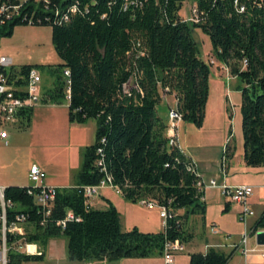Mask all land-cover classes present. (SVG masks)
Segmentation results:
<instances>
[{
  "label": "trees",
  "instance_id": "trees-1",
  "mask_svg": "<svg viewBox=\"0 0 264 264\" xmlns=\"http://www.w3.org/2000/svg\"><path fill=\"white\" fill-rule=\"evenodd\" d=\"M181 3L52 0L44 7L27 0L22 4L20 11L33 19L30 25L50 27L59 65L68 70V119H95L93 141L84 147L73 184L57 189L47 223L38 224L37 206L25 186H4V198L15 203L7 211L8 219L14 212H25L27 223L33 226V232H25L22 241L38 242L43 249L48 237L62 235L69 260L114 261L160 253L164 237L186 242L191 236L183 229L186 217L203 216L205 211L203 190L195 185L200 177L190 169L191 157L167 143L166 124L155 108L163 95L173 94L180 121L201 123L210 63L200 57L191 27L207 36L210 54L240 80L242 159L247 166L264 165V0H237L236 4L233 0H196V21L180 16ZM240 4L242 11L237 8ZM72 5L75 9L69 12ZM54 7L65 12L67 19L59 22L60 15L53 16ZM38 18L40 22H36ZM26 24L22 17L0 15V37L11 35L15 25ZM31 66L20 65L19 69L24 73ZM44 91L56 102L64 98L61 73ZM31 113L32 108L17 111L18 125L27 126ZM97 147L123 198L131 202L153 199L170 211L163 231L142 232L134 226L123 230L111 203L104 209L85 205L76 186L101 178L102 173L93 166ZM224 153H232L229 142ZM177 209L183 213L178 214ZM68 210L79 220H67L63 227L56 224ZM256 228L264 229V207L250 227ZM16 240L8 237L7 264L43 258L42 250L34 254L16 250ZM234 249L228 253L213 248L191 252L188 264H225Z\"/></svg>",
  "mask_w": 264,
  "mask_h": 264
},
{
  "label": "rangeland",
  "instance_id": "rangeland-1",
  "mask_svg": "<svg viewBox=\"0 0 264 264\" xmlns=\"http://www.w3.org/2000/svg\"><path fill=\"white\" fill-rule=\"evenodd\" d=\"M195 1L182 0L178 13L183 19L190 21V9ZM191 36L201 58L208 61L210 56L213 57L210 55L208 38L199 28L191 27ZM0 56H8L13 68L25 64L33 65L31 67H34L41 76L39 84L41 99L32 111L28 125L20 126L19 121L6 122L2 125L6 132L7 143L4 144L0 139V185H28L27 170L32 163L44 171L47 184L54 186L73 184L84 147L93 141L95 119L88 118L81 122L69 120L65 96L60 102H56L44 91L52 86V80L62 71L59 65L61 60L57 57L51 43L50 27L15 25L11 35L0 37ZM240 88V80L236 76L229 75L224 64H221L219 68L216 64L210 63L208 93L200 125L192 121L178 120L177 122L179 143L182 149L196 160L197 171L200 168L204 169L205 174L202 176L205 180L209 176H219L220 158L224 154L227 142L232 146V162L236 164L238 158L241 160L237 164L238 168L229 175L230 180L254 182V179H257L247 175L240 168L243 164L239 114ZM155 108L158 115L167 123L168 109H175V100L166 95ZM259 192H261L259 189L253 188L251 195L255 196ZM215 194H218L217 189L207 188L204 201L207 207L205 215L191 214L183 223V229L191 236L187 238L184 250L175 257L173 264H187L188 252L200 251L206 238L218 237L223 244L219 249L228 253L234 245L238 244L245 230L244 225L248 223L247 220L257 217L259 213V209H256V216L247 217L245 222L240 221L237 218L239 206L232 202L229 210L222 211L223 200L222 198L218 200ZM111 196L118 205L123 230L133 226L153 231L162 228V222L155 209H147L138 202H131L119 194L112 193ZM215 218H218L222 224L219 235L209 230L210 226L218 228ZM60 237H63L65 241L64 236ZM49 240L50 237L46 239L44 255L40 261H29L24 264H66L67 259L60 260L59 250L62 247L60 239H56L58 246L55 248L56 251L53 250ZM251 242L255 243V239L254 235L249 233L246 246L248 247ZM257 247L264 250V245ZM260 259L257 257L255 263H250L264 264L260 263ZM225 264H242V255L238 248L233 250Z\"/></svg>",
  "mask_w": 264,
  "mask_h": 264
},
{
  "label": "built area",
  "instance_id": "built-area-1",
  "mask_svg": "<svg viewBox=\"0 0 264 264\" xmlns=\"http://www.w3.org/2000/svg\"><path fill=\"white\" fill-rule=\"evenodd\" d=\"M27 0H16L14 3H7L0 0V15L5 19L11 17H22V20H26L27 24H32L33 19L28 16L26 18L24 13L20 11V8L24 2ZM32 3H41V5L50 6L49 2L52 0H30ZM236 4L237 0H233ZM238 11L243 10V5L237 6ZM75 6H69V12H73ZM54 15L58 16V21L67 19V14L65 12L59 13L58 8L54 7ZM191 21H196V12L194 6L191 7ZM32 16V15H31ZM36 22H40L38 18ZM209 63H213L212 59L208 60ZM244 63V60H243ZM61 73V78L63 80L64 96L65 100L68 99V70L63 68ZM21 80V82H19ZM41 82V76L34 67H29L26 72H21L19 67L13 68L11 65V59L8 56H0V139L4 144L6 141V132L2 128V125L6 122L14 123L18 120L16 116L17 111L26 110L37 105L41 99V91L39 89V84ZM173 95V94H172ZM67 102V101H66ZM168 122L165 125L164 135L167 139L169 145H177V122L180 120V113L176 109V99H175V109H168L167 112ZM103 142V138L100 139ZM225 151V148H224ZM97 155L93 161V166L102 173L101 178L98 182L93 184H81L76 186L80 189L81 194L84 198V203L86 206L90 205V199L99 194L101 188L107 187L121 194L120 188L112 183L111 176L107 173L103 159L101 156V149L97 147L95 150ZM225 154V153H224ZM220 158V170L221 176L223 177L225 168V155ZM194 174L200 178L196 181V186L202 190L205 188H215L219 193L230 201L238 204L240 206L237 218L240 221L245 222L248 216L253 214V211L248 205V198L252 193V186L250 184L240 183V184H226L223 180L218 181L217 177H210L206 180L203 179L195 166L193 161V166L190 168ZM264 174V165H263ZM221 178V177H220ZM27 179L29 181L28 185H25L26 194L30 195L33 199L34 204L37 206L38 213V224L43 225L48 222V216L51 212V202L53 201L56 191L60 187L47 184L45 182V173L36 164L32 163L29 165L27 170ZM223 179V178H222ZM264 186V181H263ZM4 186L0 185V264H7V252L11 245L8 244V237H16L18 242L15 247L16 250L31 254L35 253V245L33 242L22 241L24 239V230L22 225L27 222V213L25 212H14L12 219H8L7 211L13 210L15 203L9 199H5L3 195ZM137 202L146 208H155L157 210L158 216L162 222L163 229L167 218L171 217L170 211L162 205H158L153 199H138ZM67 220H79L77 216L68 210L65 213L64 218L56 220V224L61 227L64 226ZM211 232H217L214 226L209 228ZM254 230L245 229L235 248L240 250V254L245 256L250 250L246 246L247 235L253 233ZM184 250V243L179 238L169 239L164 237L160 256L162 258L163 264H172L174 262L175 256ZM264 255V250L261 251Z\"/></svg>",
  "mask_w": 264,
  "mask_h": 264
},
{
  "label": "crops",
  "instance_id": "crops-1",
  "mask_svg": "<svg viewBox=\"0 0 264 264\" xmlns=\"http://www.w3.org/2000/svg\"><path fill=\"white\" fill-rule=\"evenodd\" d=\"M211 55V54H210ZM208 59H212L213 60V63L212 64H216L219 68L221 66V62H219L218 60L215 59V57H209ZM168 96H171L174 98V96L172 94H167ZM166 95H163L161 97V99L165 98ZM175 100V98H174ZM37 105H35L34 107H32V111L34 110V108L36 107ZM158 114V113H157ZM159 116V115H158ZM160 117V116H159ZM161 118V117H160ZM30 120V119H29ZM162 120V118H161ZM19 119L16 121L18 122ZM163 121V120H162ZM164 124H166V122L163 121ZM177 133V131H176ZM177 141H178V144H179V147L182 149L180 143H179V140H178V134H177ZM183 152L190 156L191 159L194 161L195 163V166H196V169H197V162L195 159H193V157L190 155V154H187L184 150ZM232 156H233V153H231L230 156H225V168H224V175L223 177L221 176V172L219 174V176H215L217 177L218 181L220 182V180H223L226 184H240V183H245V184H250L252 186V189L253 188H256V189H259L261 192H259V194H255V196H249L248 198V205L249 207L251 208V210L253 211V216L255 215L256 213V209H259V213L260 211L262 210V208L264 207V186H263V181H264V174H263V166H255V167H251V166H247L243 159H242V153H241V159H242V167H240L244 173H246L247 175H252L254 176V178L256 177L257 179H254V182H248L250 180H245L246 182H232L229 178V175L231 173H233L234 170H236L237 167V164L240 163V159L238 158L237 159V163H233L232 162ZM200 162H202V160H199ZM199 164V163H198ZM204 169H199L198 173L199 175L203 178L202 174H205V172L203 171ZM221 171V170H220ZM211 176H209L208 178H210ZM214 177V176H212ZM221 177V178H220ZM232 177V176H231ZM46 178V177H45ZM223 178V179H222ZM204 179V178H203ZM72 185V184H71ZM70 186V185H69ZM56 187H65V186H56ZM206 189L205 188L203 190V196H202V200L205 201L206 197H205V192H206ZM253 191V190H252ZM119 194L117 192H114L113 190H111L110 188H107V187H104V188H101L100 191H99V194L92 197L90 199V207L92 208H97V209H104L108 203H111L115 208L116 210L118 211V205H116V203L113 201L112 199V196L111 194ZM217 193L218 194H215L216 195V198L218 200H220L219 198H222V207H221V210L222 211H227L230 209V204L232 203V201H230L228 198H226L225 196L221 195L219 193V191L217 190ZM252 194V193H251ZM121 195V194H119ZM122 196V195H121ZM205 204V202H204ZM238 205V204H237ZM239 206V205H238ZM146 208V207H145ZM206 205H205V211H204V214L203 216L205 215V212H206ZM147 209H155V208H147ZM239 209H240V206H239ZM156 210V209H155ZM157 211V210H156ZM176 212L178 214H182L183 213V210L182 209H177ZM239 210L237 211V214H238ZM119 213V211H118ZM258 213V214H259ZM158 215V213H157ZM251 215V216H252ZM189 216V215H188ZM188 216L186 217V219L188 218ZM256 216V215H255ZM258 216V215H257ZM159 217V216H158ZM249 217V216H248ZM256 217H254L253 219H249L247 220V225L245 223V228L244 229H247L249 230L250 227L252 226L254 220H255ZM216 222H217V226L218 228H216L217 232H211L215 235H219L220 234V227L222 226L221 222L219 221L218 218H215L214 219ZM246 220V219H245ZM186 221V220H185ZM214 221V223H215ZM119 222H120V226H121V229H122V223H121V219H120V216H119ZM216 224V223H215ZM213 224V225H215ZM248 226V227H247ZM135 227V226H134ZM211 227V226H210ZM209 227V228H210ZM22 228L24 230V232H33V226L30 224V223H27L25 222L23 225H22ZM136 228L139 230V231H142V232H158V231H163V226L161 229H158L156 231H153V230H150V229H141L140 227H137ZM258 229H262V228H257V229H254L253 231V235H254V232ZM62 235H55V236H50V240H49V243L51 242V246L53 248V250L56 251L55 248H57L58 246L56 245V239H60V243H61V250L60 251V260H65L67 259V263L66 264H163V261H162V258L160 256V253L157 252V251H154L153 253H151L150 255L148 256H145V257H141V258H133V257H123V258H119L117 260H114V261H106V260H91V261H78V260H69L67 257H66V252H64L65 250V247H64V239L63 237H60ZM34 243V247H35V253H40V251L42 250L43 251V255H44V248L42 249L39 245L38 242H33ZM184 248L186 246V242H184ZM38 246H39V249H38ZM223 246L222 243H220V239L218 237L214 238L212 237L211 239H205L204 241V244H203V248L200 250V251H195V252H201V253H204L208 248H213L219 252H222L224 253L222 250H220L219 248ZM258 244L254 243V242H251L250 245L247 247L249 249H252L250 250L245 256L242 255V264H248L250 262H253L255 263L256 262V258H261L260 259V263H264V255L261 254V251H262V248H259L257 247ZM193 251H189L188 253H191ZM31 254H34V253H31ZM178 254H181V253H178ZM177 254V255H178ZM176 255V256H177ZM175 256V257H176ZM40 261V260H38ZM26 262H29V261H26ZM174 262H175V259H174ZM173 262V263H174ZM172 263V264H173ZM21 264H24V262H22ZM187 264H188V256H187ZM251 264V263H250Z\"/></svg>",
  "mask_w": 264,
  "mask_h": 264
},
{
  "label": "water",
  "instance_id": "water-1",
  "mask_svg": "<svg viewBox=\"0 0 264 264\" xmlns=\"http://www.w3.org/2000/svg\"><path fill=\"white\" fill-rule=\"evenodd\" d=\"M255 243L264 245V229H258L254 232Z\"/></svg>",
  "mask_w": 264,
  "mask_h": 264
}]
</instances>
